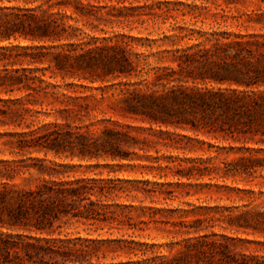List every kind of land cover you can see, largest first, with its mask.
Masks as SVG:
<instances>
[{
    "label": "rangeland",
    "instance_id": "374dc122",
    "mask_svg": "<svg viewBox=\"0 0 264 264\" xmlns=\"http://www.w3.org/2000/svg\"><path fill=\"white\" fill-rule=\"evenodd\" d=\"M86 1L96 7L85 26L79 23L88 34L84 42L91 41L87 48H122L135 71L115 76L110 57L118 56L117 51L94 54L96 61L90 64L79 62L83 69L63 80L55 70L46 71L47 77L55 76L48 81L56 87L27 105L30 113L20 111L22 117H16L14 106L5 115L0 112V171L28 169L12 180L0 179V185L33 188L42 181H109L114 190L105 196L114 204L110 221L92 226L67 216L55 224L61 226V238L105 241L99 254L102 264L140 259L127 253L124 242L129 240L153 245L147 254L169 257L180 248L175 243L198 236L232 240L230 255L264 257V224L249 220L251 227H246L238 218L264 209V164L234 169L238 158L249 152L264 160V137L195 130L189 114L178 115L171 100L159 99L171 89L242 90L237 84L207 79L206 63H181V69L176 58L187 47L206 46L213 38L263 35L264 0ZM21 96L2 92L0 99ZM149 115L169 117L173 124L153 121ZM177 116L179 124L174 123Z\"/></svg>",
    "mask_w": 264,
    "mask_h": 264
},
{
    "label": "trees",
    "instance_id": "16d2710c",
    "mask_svg": "<svg viewBox=\"0 0 264 264\" xmlns=\"http://www.w3.org/2000/svg\"><path fill=\"white\" fill-rule=\"evenodd\" d=\"M94 9L96 7L86 0H0V94L14 91L23 94L14 99H0L2 114L12 111V106L16 108V117H22L20 111L30 113L31 108L27 105L34 104L38 98H45L56 87L55 83L48 81L55 76L47 77L46 71L55 70L63 80L73 70L83 69L79 62L90 64L96 61L94 54L119 53L110 57L116 65V77H127L135 71L122 48H87L91 41L84 42L88 34L79 23L85 26ZM207 41L208 46L198 43L183 50L176 58L181 61L178 66L182 69L181 63H206L210 71L207 79L219 84H237L243 89H171L159 99L171 100L176 114H189V123L195 130H227L231 134L264 137V34L237 35L234 38L226 35ZM151 100L153 104L156 98ZM162 111L164 113L165 110ZM164 114L170 117L168 112ZM149 117L163 124H173L169 117ZM179 122L177 116L174 123ZM208 147L213 146L208 144ZM108 155L116 156L112 151ZM210 158L202 163H208ZM261 164L264 160L249 152V156L238 158L234 169L246 171ZM26 172L16 166L5 167L0 171V179L12 180ZM112 191L109 181L94 179L42 181L33 188L2 183L0 230L5 228L14 232H0V264H102L99 254L105 241L79 236L69 238L67 235L61 238V226L55 224L67 216L92 226L107 223L114 214V204L105 196ZM91 196L95 198L91 199ZM238 218L246 222V227H251L249 220L263 225L264 209L242 213ZM207 237L198 236L185 239L182 244L175 243L180 248L169 257L154 255L153 252L147 254L153 245L129 240L124 242L127 253L141 258L115 264H264V257L230 255L228 242L232 240L225 239L223 243L207 240Z\"/></svg>",
    "mask_w": 264,
    "mask_h": 264
}]
</instances>
